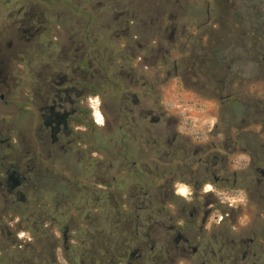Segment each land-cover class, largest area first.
Returning a JSON list of instances; mask_svg holds the SVG:
<instances>
[{
    "label": "rangeland",
    "instance_id": "rangeland-1",
    "mask_svg": "<svg viewBox=\"0 0 264 264\" xmlns=\"http://www.w3.org/2000/svg\"><path fill=\"white\" fill-rule=\"evenodd\" d=\"M238 4L232 9L230 0H0L5 53L13 56L29 41L56 46L82 40L100 75L94 96L85 101L89 127L79 144L49 160L43 153L36 165L100 191L113 184L110 193L124 207L140 210L142 242L155 246V258L164 252L167 264L178 255L175 234L191 235L193 186L208 185L204 196L215 177L228 179V187L237 180L238 196L219 192L236 213L245 204L235 221L220 225V218L212 219L208 239L200 242L226 229L244 239L253 230L264 234V184L257 172L264 170V0ZM33 7L46 12L34 21L39 34L25 22ZM248 11L259 13L253 24L242 18ZM20 57L4 64L0 120L5 118L4 136L12 144L33 148L31 69L40 65L31 64L28 49ZM247 189L251 194L243 197ZM3 190L0 264L32 241L19 214L7 208L12 198ZM37 198L31 194L28 200L34 205ZM42 203L52 204L50 193ZM69 213L78 216L75 208ZM92 214L104 217L102 209ZM179 249L190 251L183 243ZM59 258L64 264L62 250ZM177 264L191 261L180 258ZM256 264H264V256Z\"/></svg>",
    "mask_w": 264,
    "mask_h": 264
},
{
    "label": "flooded vegetation",
    "instance_id": "flooded-vegetation-1",
    "mask_svg": "<svg viewBox=\"0 0 264 264\" xmlns=\"http://www.w3.org/2000/svg\"><path fill=\"white\" fill-rule=\"evenodd\" d=\"M29 11V14L25 16L30 18L25 22L31 27L30 29H33L34 21L37 19L41 21L46 12L34 7ZM40 32L41 29H35L36 34ZM79 33L81 31L78 32V36ZM28 44L27 47H16L15 54L6 57L3 36L0 33V86H3L6 61L21 62L20 54L26 53L27 49L33 54L31 64L40 65L31 69L29 98L32 135L35 139L29 163L33 168L30 169L28 176L13 172L14 176H10L9 181L15 188H22L28 181L34 183L31 173L34 172L37 161L45 159L43 153L47 155L46 160H49L57 152L67 151V147L73 148L74 145L79 144L87 116L85 101L90 96H94L96 88L100 85V75L95 67V58L88 56L91 47L87 46L84 41L70 39L69 44L56 46L52 45V42L48 44L43 41H29ZM94 48L93 52L99 53L100 49ZM46 56H48L47 61L43 62ZM4 170V160L0 158V177L2 178ZM257 172L262 176L264 184V170L258 169ZM215 180L212 188L204 192V196L201 193L208 185L193 186L194 192L189 212L191 235L187 238L186 235L178 232L173 237V241L178 246V255L172 260L173 264H177L180 258H189L191 264H246L247 262L256 264L257 259L264 256V244L255 245L256 241L264 240V234L258 229L248 233L247 239L239 235L232 237V232L226 229L213 233L209 237L211 242L208 241L205 244L200 242L201 239H208L206 225L211 223L212 219L217 221L220 218L218 222L220 225H223L225 221H235L238 213L243 212L245 204V200L240 202L239 211L236 213V206L219 196V192L230 198L238 196L241 188L237 189L236 179L231 187L226 184L228 179L215 177ZM3 184L4 182L0 181V187ZM250 194V190L247 189L243 197H248ZM181 243L189 246V253L185 249L180 254L179 245ZM155 250L153 246L151 251ZM164 256L163 252L159 258H156L157 264L166 263Z\"/></svg>",
    "mask_w": 264,
    "mask_h": 264
},
{
    "label": "trees",
    "instance_id": "trees-1",
    "mask_svg": "<svg viewBox=\"0 0 264 264\" xmlns=\"http://www.w3.org/2000/svg\"><path fill=\"white\" fill-rule=\"evenodd\" d=\"M230 2L232 9L240 5V0ZM242 18L253 24L258 20L259 13L248 11ZM253 43L255 46L257 42L253 40ZM5 56L9 55L5 53ZM213 80L216 84L220 83L217 79ZM5 121V118L0 120V158L5 165L0 181L4 182L2 188L5 195L12 198L5 204L9 211L19 214L22 219L20 225H27L24 231L32 235V241L25 247L19 245L16 256L11 259L4 257L1 263L63 264L59 258V251L62 250L64 264H157L155 251H151L153 246L142 242L137 213L140 210L124 207L116 195L110 193L113 184L100 191L97 185L71 181L36 165L31 173L34 183L28 181L22 188H15L9 178L14 176L13 172L28 176L33 168L29 163L32 148L25 143L12 144L9 138H5ZM83 125L89 127L85 122ZM49 193L50 206L42 203ZM31 194L38 197L34 205L28 200ZM31 206L34 210L28 215ZM73 208L78 213L77 217L69 213ZM97 209L103 210V218L92 214ZM55 230L61 237L56 236ZM0 235H3L1 229ZM3 252H8V249Z\"/></svg>",
    "mask_w": 264,
    "mask_h": 264
},
{
    "label": "bare ground",
    "instance_id": "bare-ground-1",
    "mask_svg": "<svg viewBox=\"0 0 264 264\" xmlns=\"http://www.w3.org/2000/svg\"><path fill=\"white\" fill-rule=\"evenodd\" d=\"M102 118V117H101Z\"/></svg>",
    "mask_w": 264,
    "mask_h": 264
}]
</instances>
